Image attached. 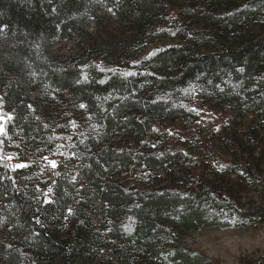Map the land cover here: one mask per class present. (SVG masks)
<instances>
[{
    "label": "trees",
    "instance_id": "trees-1",
    "mask_svg": "<svg viewBox=\"0 0 264 264\" xmlns=\"http://www.w3.org/2000/svg\"><path fill=\"white\" fill-rule=\"evenodd\" d=\"M218 3L228 11H205L222 26L245 19L264 29V0H210ZM109 7L143 18L146 45L164 51L124 67L93 53L57 63L50 47ZM181 15L166 0H0V102L15 106L6 141H20L13 155L28 164L13 171L0 160V264H214L181 239L207 225L264 227V36L218 42L187 61V44L155 42L187 34ZM178 56L180 73L160 79L170 91L130 101L156 77L147 65L167 68ZM35 83L87 105L86 127L32 109L20 91ZM230 87L239 92L225 93L219 109L202 98ZM203 116L218 124L196 127ZM50 156L62 162L53 168Z\"/></svg>",
    "mask_w": 264,
    "mask_h": 264
},
{
    "label": "rangeland",
    "instance_id": "rangeland-1",
    "mask_svg": "<svg viewBox=\"0 0 264 264\" xmlns=\"http://www.w3.org/2000/svg\"><path fill=\"white\" fill-rule=\"evenodd\" d=\"M166 1L182 14L183 22L188 27V30L185 32L187 34L183 36L178 32L175 35L171 33L166 35V37L156 38L155 42L157 44H187L190 46V49H188L190 51H186L188 55H180L186 57L187 61L192 58V51L196 50L199 53H206L214 49L215 44L218 42L229 41L226 44L230 46L229 43L235 40L238 42L231 44V46H235L245 36L256 38V40L264 36V29L261 24H253L251 20L245 21V19H240L237 27L230 29L228 26H222L218 22L219 19L206 13V9L212 10L214 14L228 11L226 7L220 6V3L215 6L214 4H210V0ZM109 9L105 15L100 12L99 23L96 24L92 19H89L83 24L81 31L72 30L69 37H66L61 42H56L50 47V52H52V56L57 63L81 64L88 55L90 56L93 53L99 59L105 58L114 65L124 67L134 60L148 55L152 51L151 46L146 45L147 38L145 36L147 27L144 24L143 18H134L131 17L132 15L130 17L127 15L128 19L125 20L112 7H109ZM158 12H161L159 8ZM158 12L156 13L158 14ZM153 19L156 20V17H153ZM246 31H248L247 34H245ZM230 37L233 39H230ZM178 58L179 56L167 68H161L158 65H147L156 77H148L146 81H142L140 86L134 89L135 92L129 95L130 101L140 102V99L146 100L153 94H156L159 89L170 91L161 83L160 79L164 76L180 73L182 65ZM234 90V94L239 92L237 87H230L221 94H207L202 98L205 100L207 106L215 105L219 109V105L225 103L224 99L227 98L224 94ZM20 92L26 95V100L30 99L27 100L29 106L32 109L36 108L43 115L48 117L57 116L61 121L68 119V115H70L71 122L75 123V127L71 123V128H77L78 124L82 125V128L86 127V116L83 112H80V106L74 101L75 99L73 101L65 100V95L55 90L52 85L35 83V85L30 86V88L27 87ZM9 108L6 109L4 105H0V124H3L6 130L8 123L12 119L15 120V113L13 111L15 106L11 105ZM230 113H225L224 117L229 119L231 117ZM238 114H242L241 110L238 111ZM188 115L190 113H187L182 119L173 123L180 126L188 119ZM9 116L12 117L11 120L8 119ZM217 124L218 119L209 120L208 117L203 116L201 121H197L196 127H201V129L208 132ZM65 126L68 128L67 124ZM193 130L194 128L191 129V132ZM6 138L7 136L0 135V141H3L0 144V155L5 157L11 155V159H6L12 165L25 163L13 155L18 151L15 146L19 145L20 141H6ZM60 145L66 146L67 142L61 140ZM47 158L48 160H55L57 165L62 162V159L58 157L50 156ZM251 197L254 198L253 194ZM181 241L187 249L207 256L214 264H239L244 258L257 259L264 256V227L256 220L245 223L242 227L207 225L197 232L184 236ZM196 257L200 259V255Z\"/></svg>",
    "mask_w": 264,
    "mask_h": 264
},
{
    "label": "snow or ice",
    "instance_id": "snow-or-ice-1",
    "mask_svg": "<svg viewBox=\"0 0 264 264\" xmlns=\"http://www.w3.org/2000/svg\"><path fill=\"white\" fill-rule=\"evenodd\" d=\"M109 10H111V9H109ZM175 34H176L175 32L172 33V35H175ZM163 51H164L163 48H157V49H154L152 52L148 53V55H147L146 57H144V59H145V60L151 59L152 57L156 56L158 53L163 52ZM133 63H139V61H134ZM110 71H115V70H110ZM239 71H243V69H239ZM123 75H124L125 77H128V76H134V75H137V73H135V72H124ZM85 79H87V77H85ZM101 82L103 83V81H101ZM193 90H194V89H193ZM187 91H188V90H185L186 93H187ZM80 107H81V108H85V107H87V105H85V104H81ZM190 111H196V110H195V109H190ZM8 119L11 120L12 117L9 116ZM72 123H73V127H75V123H74V122H72ZM93 127H95V126H93ZM0 135L7 136V130H6V128L4 127L3 124H0ZM67 139L70 140L71 137H68ZM2 143H3V141H0V144H2ZM59 147H62V146H59V145H58V148H59ZM61 154H62V153H61ZM5 158H7V159H11L12 156H11V155H8L7 157H5V156H3V155H0V160H3V159H5ZM44 159H45V160H48L47 157H44ZM48 163H49L53 168H55V167L57 166V162H56L55 160H48ZM9 167H10L13 171H15L16 169H23V168L28 167V164H26V163H18V164H15V165H9ZM221 167H222V168H223V167H226V165H222ZM56 174L59 175V173H56ZM51 191H52V189H51V187H49V188H48V192H51ZM45 202H46V203H50L51 201H50V200H46ZM71 212H72V210L69 209V213H70V214H71ZM37 223H39V220H37ZM125 228H126V230L129 231V232L131 231V227H130V226H127V225H126Z\"/></svg>",
    "mask_w": 264,
    "mask_h": 264
}]
</instances>
